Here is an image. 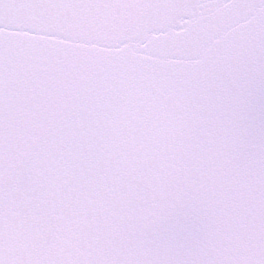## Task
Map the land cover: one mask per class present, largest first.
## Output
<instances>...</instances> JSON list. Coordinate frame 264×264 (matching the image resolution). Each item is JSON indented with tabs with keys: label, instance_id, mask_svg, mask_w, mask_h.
<instances>
[{
	"label": "snow or ice",
	"instance_id": "6c2138e0",
	"mask_svg": "<svg viewBox=\"0 0 264 264\" xmlns=\"http://www.w3.org/2000/svg\"><path fill=\"white\" fill-rule=\"evenodd\" d=\"M0 264H264V0H0Z\"/></svg>",
	"mask_w": 264,
	"mask_h": 264
}]
</instances>
